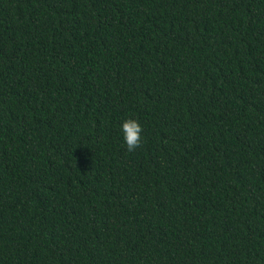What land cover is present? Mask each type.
Listing matches in <instances>:
<instances>
[{"label":"trees","instance_id":"trees-1","mask_svg":"<svg viewBox=\"0 0 264 264\" xmlns=\"http://www.w3.org/2000/svg\"><path fill=\"white\" fill-rule=\"evenodd\" d=\"M0 264H264V0H0Z\"/></svg>","mask_w":264,"mask_h":264},{"label":"clouds","instance_id":"clouds-1","mask_svg":"<svg viewBox=\"0 0 264 264\" xmlns=\"http://www.w3.org/2000/svg\"><path fill=\"white\" fill-rule=\"evenodd\" d=\"M124 140L129 152L134 151L141 145L142 126L137 120L127 119L122 124Z\"/></svg>","mask_w":264,"mask_h":264}]
</instances>
